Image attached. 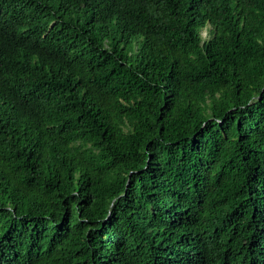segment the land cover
I'll use <instances>...</instances> for the list:
<instances>
[{
  "label": "trees",
  "instance_id": "16d2710c",
  "mask_svg": "<svg viewBox=\"0 0 264 264\" xmlns=\"http://www.w3.org/2000/svg\"><path fill=\"white\" fill-rule=\"evenodd\" d=\"M0 264H264V0H0Z\"/></svg>",
  "mask_w": 264,
  "mask_h": 264
},
{
  "label": "rangeland",
  "instance_id": "374dc122",
  "mask_svg": "<svg viewBox=\"0 0 264 264\" xmlns=\"http://www.w3.org/2000/svg\"><path fill=\"white\" fill-rule=\"evenodd\" d=\"M202 34H203V35H206V32H205V30H203Z\"/></svg>",
  "mask_w": 264,
  "mask_h": 264
}]
</instances>
